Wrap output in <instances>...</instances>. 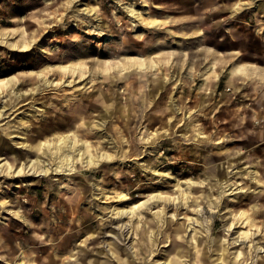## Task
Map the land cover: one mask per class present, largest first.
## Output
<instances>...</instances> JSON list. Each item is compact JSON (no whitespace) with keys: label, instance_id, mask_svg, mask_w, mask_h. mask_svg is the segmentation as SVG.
<instances>
[{"label":"rangeland","instance_id":"1","mask_svg":"<svg viewBox=\"0 0 264 264\" xmlns=\"http://www.w3.org/2000/svg\"><path fill=\"white\" fill-rule=\"evenodd\" d=\"M238 1L0 0V79L18 77L2 95L0 264L103 259L98 251L106 240L124 262L129 256V264H218L220 251L226 264H264V34L257 33L264 19L245 6L236 22L228 21ZM242 1L249 7L264 5V0ZM151 5L165 10L156 12ZM130 7L168 20V27L141 26ZM16 41H33L32 50L17 52L10 46ZM209 47L238 50L241 61L263 69L229 86L227 69L233 61L225 54L210 98L199 81L212 57ZM130 57H143L154 67L142 73L133 66L111 85L101 71L104 62L120 67L119 61ZM79 60L84 77L60 82L55 66ZM44 65L54 68L46 79L38 75ZM31 71L36 76H24ZM45 81L57 87L29 95ZM213 107H220L219 115H213ZM68 131L77 145L87 142L94 157L112 160L89 169L70 163L67 149L51 154L49 148ZM31 162L37 163L34 170L18 172ZM120 193L129 200L119 203ZM141 202L146 203L137 211L140 222L135 216L121 221L125 231L136 229V235L127 236L133 249L126 251L109 220L115 211ZM239 210L254 214L256 227L240 224ZM190 218L200 222L194 224L197 236L187 225ZM70 232L79 235L69 246L77 263L67 259L68 252L54 249ZM195 239L203 241L202 263L196 262ZM108 258L114 262L110 253Z\"/></svg>","mask_w":264,"mask_h":264},{"label":"bare ground","instance_id":"2","mask_svg":"<svg viewBox=\"0 0 264 264\" xmlns=\"http://www.w3.org/2000/svg\"><path fill=\"white\" fill-rule=\"evenodd\" d=\"M253 1V0H250ZM259 1V0H257ZM256 1V2H257ZM246 2L239 0L236 4L233 5L232 7V14L230 15V17H228V21L233 22L235 20V16L238 14H241L242 11H245V6H248L247 9H254L255 12L259 13L261 12V17L262 19H264V5H252L251 7H249L251 5L250 4H245ZM143 8H150V5L144 3L142 5ZM151 9L155 10L156 12L159 11H163L165 10L164 7L160 6V5H151ZM159 14V13H156ZM162 14V13H161ZM130 15L131 17H133L135 19V21H138L139 24L142 26H145L148 29H153V31L156 30H165L168 26V20H162V19H158L155 17H149V16H143L141 13H139L138 11H136L135 9L130 7ZM236 22V21H234ZM239 24H246L243 21H238ZM261 25L264 26V22L260 23ZM10 29V28H9ZM19 29L18 28H11L10 30H6L9 31L11 33H15L17 32ZM262 30V34H264V28H260L257 30V33L259 34L260 31ZM226 33V32H225ZM24 31L23 29H21V35H20V39H24ZM158 41H162V40H158ZM21 42V43H20ZM33 41H16V44H10L11 47L15 48V50L17 52H28L30 50H32L31 48L33 47ZM17 43H20L19 45H17ZM207 53L212 56L211 59L208 61L207 66L204 67L203 71L201 73H199V81L203 82V90L206 93V95L208 97H212L213 96V92L211 87L215 86V84L218 81V74L216 72L217 66L219 64H221L222 60L224 59V55L227 54L228 56H230L232 58L233 63L229 66V68L227 69V83L229 86H233L234 83L236 81H240L242 80V82H247L250 79H252V75L257 74V72H260L261 66H258L256 64H254L253 62H248V61H241V53L238 50H234V49H226L224 50V52H222L219 49H215L212 47H209L207 49ZM120 65H114L112 64L110 61H105L104 64L101 67V71L102 74L105 76V78L107 80H109V82L111 83V85L116 84L119 79H122L124 77L125 74H122V71H128L131 67L133 66H137L138 69L140 71H142V73H145L147 71V69H151L152 67H154L153 65H147L146 64V59L143 57H130V58H125L122 59V61H119L118 63ZM55 69L58 70V72H60V82L65 78V77H69L70 78H78L79 80H81L84 77V69H83V64L79 61H75V62H71V63H67L66 65L63 64H58L55 66ZM115 69H117V72L119 74H117V72L115 73ZM54 70V68L49 67L48 65H44L41 72L38 74L39 76L43 75V78L46 79V76L50 74V72ZM23 74V73H21ZM36 72H29L24 74V76H36ZM37 75V76H38ZM117 79V80H116ZM47 82V83H46ZM73 81H69V85L72 83ZM115 82V83H114ZM18 83V77L15 75H11L10 77L4 78V79H0V117L3 115L2 110L5 109V103L3 101V97L2 96L5 93H9L10 90H12L15 85ZM121 83V82H119ZM57 87V84H54L48 81H45L43 83V85L41 86L42 89H40L41 87H37L36 89H32L31 93L29 94L30 96H32L35 92H42L44 88H48V87ZM10 87V89H9ZM236 93H239L241 91L240 88H236L234 90ZM15 100H22L20 97L16 98ZM110 108H113V104H108ZM91 107V106H90ZM220 107L212 108V112L214 113L213 115H219L220 111H219ZM187 118V117H186ZM185 118V119H186ZM189 118V117H188ZM187 118V119H188ZM213 118V117H212ZM221 125H226V124H221ZM246 125V124H245ZM83 126V125H82ZM84 127V126H83ZM201 134V132H199V135ZM75 134L72 131H68L65 135H61L59 136V141L56 144H53V148L50 149V145L46 144L45 142H41V143H45L46 146L49 148V152L53 155H58L62 150L67 149L68 153L72 154V159H70V163L71 162H75L78 165H81L83 168H98L99 165L101 166H106L108 165V161L112 160L111 156L107 157V156H103L101 159L94 157L93 155H91L90 153V146L87 142H83L80 145H77L78 142H75ZM73 138V140L71 139ZM77 146L79 148H77ZM40 145H37V150H40ZM0 149H6L5 145L3 143L0 142ZM82 151V153L80 154V151ZM226 150V147H219L218 148V152L223 153ZM77 152V153H76ZM76 153V154H75ZM83 155H87L85 158H83ZM106 155V154H105ZM79 156V158L77 157ZM66 157V156H65ZM77 157V158H76ZM88 158L86 161H84V159ZM8 161H6V168L8 170L12 169V166H10L9 164H7ZM65 162H68V160H66ZM97 164H99L98 166H96ZM195 164V163H193ZM37 166V163L35 164L34 162L28 163V165H25V167L23 168V165L19 167V171H22L23 169L28 168L29 170L33 169ZM60 169V168H57ZM55 169V171L57 170ZM114 173V170H109V172ZM42 173H44L45 175L49 172L48 168H44L43 170H41ZM255 175V181L257 179V175L256 172L254 173ZM125 181H128V179H125ZM233 186V185H230ZM238 188H234V190H237ZM230 190V189H229ZM156 199V201H161V204L163 205V199H160V197H153ZM129 200V198L127 197L126 194L124 193H120L118 194V202L119 203H125ZM172 202L174 203L175 200L172 199ZM146 202H141L139 204L133 203L130 205L129 209L127 211L124 210H118L115 211L114 213H112V217L109 221L110 223H114L116 227L118 228L117 232H118V239L122 242L125 243L123 244V246H126V251H128V249H133L131 247L132 244V238L128 236L129 233H134L136 235V229L134 231V229L132 228V230H130V228L126 230L127 228V224H123L121 223L122 219L125 217V219H127V222H130L133 218V216H135V219H138L140 222V218H141V214L138 213L137 211L140 209H143L144 205ZM183 204H184V200H183ZM200 213V211L198 212V214ZM197 214V215H198ZM253 215L251 214L250 211L248 210H239L238 212L235 213V216H237V219L239 220L238 222H240V224H244L247 225V227L251 228V227H256L255 224V220L253 219ZM137 216V217H136ZM158 219H160L159 221L161 222L163 220L164 222V215L162 214H157L156 215ZM162 216V217H161ZM176 215H173L172 217H174ZM128 218H130V221L128 220ZM162 218V220H161ZM185 223V221H184ZM139 224V223H138ZM199 225L200 222L198 220V218L192 219L190 218L188 220V224L191 228L190 231H192L193 236H197L198 234V230L195 229V226ZM81 225V223H80ZM79 225V226H80ZM145 226V225H144ZM138 227V226H137ZM113 231H115L114 228H110ZM52 230V229H51ZM50 230L46 229V232H49ZM185 231V228H184ZM187 231V229H186ZM112 233V232H111ZM178 233V231H177ZM201 232H199L200 234ZM243 236H247L248 232H243L242 233ZM79 235H74V233H67L65 234L62 238L59 239V242L57 244L54 245V249L58 252H64L67 253L68 252V256L67 259H71L70 261H76L75 263H77V259L73 260V258L75 257L76 254H74L72 252V250H70L69 246L72 245V243L76 240L75 237H78ZM134 240V239H133ZM196 240V239H195ZM108 240H106L103 244H102V250L98 251L99 255L103 256V259H100L98 256L96 257H90L87 260L81 262L80 264H129V256H126L125 258H127V261L124 262L120 256H118V253L116 251V248L114 246V244H109L107 243ZM128 242V243H127ZM202 239H198L195 241L196 243V247L195 249L198 252V256L196 257V262L197 263H202V259H201V255H200V251L204 248V245L202 244ZM107 243V244H106ZM129 244V245H127ZM105 247H109L107 251H105ZM130 247V248H129ZM45 247H43L42 249H44ZM68 250V251H67ZM108 253L111 254V257H113L114 262H110L109 258H108ZM216 257V261H218V264H226V262L224 261V251H220L219 254H217ZM239 256H237L238 258ZM181 258V257H180ZM179 256L177 257V259H180ZM235 259V258H234ZM69 261V262H70ZM22 264V263H19ZM162 264H176L174 261L172 262L171 260H167L164 261Z\"/></svg>","mask_w":264,"mask_h":264}]
</instances>
